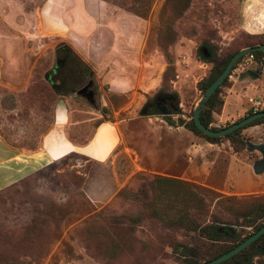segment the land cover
I'll use <instances>...</instances> for the list:
<instances>
[{
  "label": "rangeland",
  "instance_id": "obj_1",
  "mask_svg": "<svg viewBox=\"0 0 264 264\" xmlns=\"http://www.w3.org/2000/svg\"><path fill=\"white\" fill-rule=\"evenodd\" d=\"M256 1L259 5V0ZM244 2L0 0L2 137L24 148L39 146L43 135L52 127L60 100L45 80L47 72L54 67L57 47L71 46L79 57L86 58L92 70L105 66V74L111 64L107 55L114 39L112 23L126 15L128 18L123 24L131 29L139 43L133 83L127 88L107 87L95 76L89 79L88 88L64 101L73 113L74 122L100 118L72 127L78 131L79 141L90 137L100 121L126 119L121 127L134 130L136 142L144 141L152 153L164 154L155 160L136 161L138 171L136 166L132 170L130 160L126 159L120 160L116 171V161L121 155L112 160V166L73 156L0 194V264H183L171 246L184 240L183 233L151 220L148 212L141 213L148 211V207L138 194L158 176L178 179L231 198L234 200L232 211L239 216L246 209L245 202H264V174L258 176L253 171L262 154L250 152L247 144L264 143V123L243 129L235 143L222 140L216 144L180 126L181 118L192 119L204 97L198 84L209 76L213 67L198 57L200 44L214 45L223 58L242 49L248 35H264L250 34L241 28L242 15L244 18L251 14ZM90 23L96 25V31L84 43L79 30ZM103 32H107L108 38L102 49L106 55L101 60L96 39ZM86 50L90 52L88 57H85ZM141 64H144L143 70H140ZM245 68L253 72L261 70L253 61ZM261 78L257 82L260 96L256 97L264 102L263 74ZM234 82L229 78L227 86ZM95 85L98 92L94 91ZM112 87L127 92L114 94ZM157 94H175L178 109L167 117L142 115L143 106ZM253 94L251 90L242 94L235 112L234 108L228 113L229 107L225 111L224 106L218 107L213 127L222 130L243 119ZM226 96L224 89L225 102ZM152 127L163 131L157 134L159 142L150 144L151 133L146 130ZM108 174L112 175V181L106 179ZM76 175L86 180H76ZM94 176L103 179L90 188L91 198L86 191ZM222 210L223 206L213 204L212 211L223 212L224 219L232 218ZM138 215L143 221L134 224L131 220ZM242 220L241 224L246 225ZM238 230L253 231L245 226ZM254 264H264V256L256 257Z\"/></svg>",
  "mask_w": 264,
  "mask_h": 264
},
{
  "label": "trees",
  "instance_id": "obj_2",
  "mask_svg": "<svg viewBox=\"0 0 264 264\" xmlns=\"http://www.w3.org/2000/svg\"><path fill=\"white\" fill-rule=\"evenodd\" d=\"M263 44L264 35H248L244 40L242 49L255 48ZM240 50L230 52L223 58H220L215 51L214 45L208 42H202L200 44L198 47V57L202 62L213 65L209 76L198 84L203 94H205L207 88L225 70L231 58ZM253 55L255 58L254 62L261 66L264 63V52L257 51L254 52ZM240 61L241 59L238 63H240ZM92 77H94L92 69L70 46L63 44L57 47L54 67L47 72L45 80L53 94L60 97L61 95L66 96L78 92L89 84V79ZM228 81L229 77L215 91L200 114V120L206 128L219 131L212 126L214 123L213 118L216 109L224 105L222 94L228 85ZM160 100L161 102L166 100L167 103L170 100V102L174 104L171 106L173 111H176L175 108L178 109L177 96L175 94H157L145 104L143 115L169 116L171 111L167 108H159V103L157 102ZM151 104L153 105L152 108L149 106ZM105 110L106 108H104V111ZM253 114L254 112L250 110L244 118L252 116ZM261 123H264V118L256 120L223 138H216L202 133L197 128L193 116L190 121H185L182 118L180 119V126H184L192 133L214 144L222 140L235 143L237 140L239 141L238 137L243 129ZM5 139L12 146L22 147L14 144L7 138ZM37 148L38 146L28 147L26 149L36 150ZM66 161L68 160L66 159L63 162ZM85 178L86 177L80 175L75 176V179L81 180V182H84L86 180ZM138 198H142L143 205L148 207V211L143 210L144 212L141 213L148 212V217L151 220H157L165 227L183 233L184 240L175 242L171 245L173 253L183 260V264H206L215 260L243 243L264 226L263 201L255 200L245 202L246 209H244L240 214L241 216H239L235 214V210L232 211L231 205L234 203L233 199L174 178L155 177L153 181L141 188ZM214 203L218 204L220 208L223 206L222 211L225 210L227 213H230L229 215L232 218L224 219L222 218L223 212L212 211ZM241 219H243L242 221H246V225H244L245 228L253 229L252 232H240L238 230L239 227H244L240 222ZM131 221L136 224L143 221V217L138 215V217L132 218ZM255 254L264 256V235L241 253L221 264H254L251 255ZM2 264L26 263L10 262Z\"/></svg>",
  "mask_w": 264,
  "mask_h": 264
},
{
  "label": "crops",
  "instance_id": "obj_3",
  "mask_svg": "<svg viewBox=\"0 0 264 264\" xmlns=\"http://www.w3.org/2000/svg\"><path fill=\"white\" fill-rule=\"evenodd\" d=\"M259 3V5L255 4L254 0H245L243 3L249 6L251 14L249 13V15L244 18L242 15L241 19L243 23L241 28L250 34L264 33V1L259 0ZM261 3L263 4V8L261 7ZM121 16L122 17H119L114 20V23H112L113 32L111 31V34L114 39L113 45L109 50L110 52L107 55L108 59L111 60L107 73L103 74V71H105L103 68L105 66H101L102 69L98 68V71H95L94 69L92 70L94 77L96 76L99 83H105L107 87L108 85L124 86L126 88L129 87L133 83L134 71H137L138 68L134 65V60L139 43L137 38L133 37L131 29L127 28L123 24L128 16ZM101 20L105 19H100V21ZM95 31L96 25L94 23L82 26L79 32L84 39V43H88ZM107 38V32H103V34H100L96 39L98 43L97 49L100 50L97 55L101 58V60H104L103 57L106 55L102 49L106 47ZM75 53L77 54L76 51ZM89 53L90 52L86 50L85 57H88L90 55ZM82 60L91 68V66L86 62V58ZM139 67L140 70H143L144 64H141ZM260 69L261 70L258 72H253L250 69L247 70V73L245 71L242 74L234 75L231 78L235 82L231 86H227L225 88L227 90V96L225 97L227 102L224 101L223 111H225V109L227 110L229 107L228 113L232 108H234L233 112H235L239 106L237 103L241 99L240 97L242 94H245L250 90L253 91L254 94L252 96L254 97L250 96L251 98H249V102L251 99H262L256 96H260L259 92L261 90L257 87V82L262 80V74L264 76V63L260 66ZM100 78H102V81H100ZM88 86L89 84L71 95L60 96V100L57 102L55 108L52 127L43 135L42 141L36 150L12 146L4 137L0 135V194L16 187L18 184L31 180L33 176H36L44 170L52 168L54 165L61 163L66 159L70 160L73 156L82 157L87 161H93L101 165L107 164L112 166L114 164L112 163V160H116V157L121 155V157L119 156L117 159L118 161H116V171L118 170L120 160L122 159L130 160L132 170L133 168L135 169L134 166H136V170L138 171L140 168L137 167L136 161L155 160L156 157L164 156L162 152L158 154L152 153L148 147L144 146V141L136 142V132L132 129L125 130L121 127L124 122H127L126 119L115 122L107 120L100 121L95 126L90 137L84 141H79L81 138L78 136V131L72 130V127L100 118H89L84 119L83 121L74 122L73 113L70 111L68 103L65 102L64 99L81 92L85 88H88ZM94 88V91L98 92V85H95ZM112 89L114 91L113 93L118 95H124L127 92L125 89L117 90L114 87H112ZM239 89H241V92ZM229 101L231 104H229ZM250 104L251 106L249 111L252 110V103L250 102ZM103 111L104 110H102V112ZM243 111L247 110L243 109ZM172 114L173 113L171 111L170 115ZM241 115L244 116L245 112ZM213 125L215 124L213 123L212 126ZM161 131L163 130L159 127H152L149 130H146V132L151 133L149 135L150 144L159 142L160 137L157 134ZM138 132L141 133L140 130H138ZM145 142L147 143V139ZM101 179H103V177L94 176L90 178L89 185L87 187L88 191H86L89 197H93V193L90 188L93 187L96 181ZM106 179L112 181L113 177L111 174H108ZM116 192L117 189L112 192V195Z\"/></svg>",
  "mask_w": 264,
  "mask_h": 264
},
{
  "label": "water",
  "instance_id": "obj_4",
  "mask_svg": "<svg viewBox=\"0 0 264 264\" xmlns=\"http://www.w3.org/2000/svg\"><path fill=\"white\" fill-rule=\"evenodd\" d=\"M261 51L264 52V44L257 46L255 48H244L240 51H238L229 61L228 65L226 66L225 70L219 75V77L207 88L203 99L201 100L198 108L194 111L193 114V120L197 126V128L204 134L210 137H216V138H223L228 134H231L238 129H241L251 123H253L256 120H259L261 118H264V111L254 113L252 116H249L247 118H244L240 120L239 122L224 128L219 131H215L209 128H206L201 120H200V114L205 108L207 102L210 100L212 95L215 93V91L223 84V82L231 75L232 71L234 70L235 66L238 64L239 60L245 57L248 54ZM248 144V150L250 152L253 151H259L262 154V158L255 162L253 165V171L256 175L260 176L264 174V143L259 145L251 144L250 142ZM264 235V226L258 230L256 233H254L251 237H249L247 240H245L243 243L232 249L231 251L227 252L226 254L216 258L215 260H212L206 264H221L232 257L236 256L237 254L241 253L243 250L248 248L250 245H252L254 242H256L260 237Z\"/></svg>",
  "mask_w": 264,
  "mask_h": 264
},
{
  "label": "built area",
  "instance_id": "obj_5",
  "mask_svg": "<svg viewBox=\"0 0 264 264\" xmlns=\"http://www.w3.org/2000/svg\"><path fill=\"white\" fill-rule=\"evenodd\" d=\"M254 55L253 53L246 55L241 59V63H238L234 70L232 71L229 78H232L234 75L242 74L243 72L247 71L248 69L245 68L246 64L250 63L251 61L254 62ZM250 102L252 103V110L254 113L261 112L264 110V102L262 100L251 99Z\"/></svg>",
  "mask_w": 264,
  "mask_h": 264
},
{
  "label": "flooded vegetation",
  "instance_id": "obj_6",
  "mask_svg": "<svg viewBox=\"0 0 264 264\" xmlns=\"http://www.w3.org/2000/svg\"><path fill=\"white\" fill-rule=\"evenodd\" d=\"M161 98V97H160ZM157 103H159V108H161V109H163V108H167L169 111H173V109L171 108V106H173L174 104H172V102H170V100L168 101V103H167V101L165 100V101H162L161 102V100L160 101H158ZM151 108H152V104L151 105H149ZM262 124V123H261ZM259 125V124H258ZM258 125H254V126H258ZM254 126H250V127H254ZM249 128V127H248ZM254 145H259V144H254ZM231 251V250H230ZM238 255V254H237ZM247 255H249V254H247ZM246 255V256H247ZM252 257V261L254 262V260L256 259V257H259V256H261V255H259V254H255V255H251Z\"/></svg>",
  "mask_w": 264,
  "mask_h": 264
}]
</instances>
